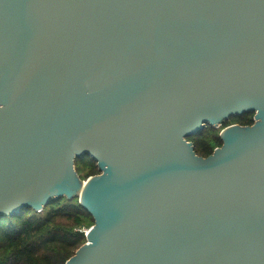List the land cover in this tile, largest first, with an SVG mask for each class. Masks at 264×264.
Masks as SVG:
<instances>
[{"label": "water", "instance_id": "1", "mask_svg": "<svg viewBox=\"0 0 264 264\" xmlns=\"http://www.w3.org/2000/svg\"><path fill=\"white\" fill-rule=\"evenodd\" d=\"M61 198L65 264H264V0H0V219Z\"/></svg>", "mask_w": 264, "mask_h": 264}, {"label": "trees", "instance_id": "2", "mask_svg": "<svg viewBox=\"0 0 264 264\" xmlns=\"http://www.w3.org/2000/svg\"><path fill=\"white\" fill-rule=\"evenodd\" d=\"M253 113L231 117L221 127L251 126ZM195 153L207 157L222 141L215 128L207 126L188 138ZM81 180L100 174L96 163L85 155L75 161ZM92 216L77 198L51 201L40 212L26 209L18 216L0 219V264H65L85 242L83 230L93 225Z\"/></svg>", "mask_w": 264, "mask_h": 264}, {"label": "rangeland", "instance_id": "3", "mask_svg": "<svg viewBox=\"0 0 264 264\" xmlns=\"http://www.w3.org/2000/svg\"><path fill=\"white\" fill-rule=\"evenodd\" d=\"M215 130L217 133H220V131L222 130V127L215 128ZM88 229H84L83 232H86Z\"/></svg>", "mask_w": 264, "mask_h": 264}, {"label": "built area", "instance_id": "4", "mask_svg": "<svg viewBox=\"0 0 264 264\" xmlns=\"http://www.w3.org/2000/svg\"><path fill=\"white\" fill-rule=\"evenodd\" d=\"M86 232H84V235H85Z\"/></svg>", "mask_w": 264, "mask_h": 264}]
</instances>
